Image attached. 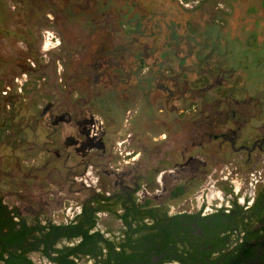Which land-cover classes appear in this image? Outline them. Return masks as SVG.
I'll list each match as a JSON object with an SVG mask.
<instances>
[{"label":"rangeland","instance_id":"obj_1","mask_svg":"<svg viewBox=\"0 0 264 264\" xmlns=\"http://www.w3.org/2000/svg\"><path fill=\"white\" fill-rule=\"evenodd\" d=\"M44 44L54 47L46 57ZM32 57L49 65L43 72L27 76L29 85L21 93L20 116L33 121L30 116L50 111L56 117L49 126L46 120L41 121L39 142L57 128L55 140L67 148L70 156L63 162L72 173L64 171L60 185L52 183L57 181L53 175L52 180L39 177L28 188L2 184L6 205H19L22 212L41 206L29 203L31 193L53 191L58 198L82 201L91 191L72 179L90 164L98 167L103 186L109 184L110 177H104L108 161L123 173L143 177L170 158L176 148L168 140H155L158 134L167 125L177 127L185 122V116H197L206 98L227 97L233 103L248 94L255 100L247 127L256 129L264 122V0H0V93L12 87L17 90L16 78L24 74L23 66L30 64ZM114 63L117 68H112ZM182 70L181 82L173 81ZM164 83L172 89V96L167 97L159 88ZM206 85L214 86L208 89ZM181 92L185 94L179 98ZM11 100L0 101L3 112L9 109ZM93 115L105 122L99 139L89 137ZM121 131L136 135L135 148L137 140L144 139L145 143L143 159L124 167L112 155ZM13 134L11 127L0 129L2 155L11 153L5 142ZM83 136L82 143L79 139ZM14 138L19 140L18 136ZM40 155L39 165L45 160L44 153ZM30 159L22 164L30 166L26 164ZM164 166L158 169L172 168ZM172 170L171 177L163 181V189L168 192L203 175L194 161ZM109 174L116 179L114 173ZM125 183L131 185L128 178ZM191 184L188 196L206 187L207 181L203 178L196 187L197 182ZM152 187L153 192L161 189L156 184ZM215 189H220L219 184ZM48 198L53 201L51 195ZM182 202L178 200V204ZM42 213L43 221L49 213ZM53 215L59 221L56 211ZM32 258L36 264H44L38 255Z\"/></svg>","mask_w":264,"mask_h":264},{"label":"flooded vegetation","instance_id":"obj_2","mask_svg":"<svg viewBox=\"0 0 264 264\" xmlns=\"http://www.w3.org/2000/svg\"><path fill=\"white\" fill-rule=\"evenodd\" d=\"M177 76L178 74L172 80L179 82ZM213 86L206 85L204 88L210 89ZM159 88L163 89L167 97L173 95L172 89L166 83L159 85ZM201 92L205 94L206 90L202 89ZM184 94L181 92L179 98L183 97ZM254 100V97L248 94L242 100H236L233 103L227 97L223 99L213 98L210 101L206 98L201 103L203 109L197 112V116L193 118L185 116L187 117L186 121L183 123L177 121L179 122L177 127L165 126L163 133H159V138L157 137L155 140L169 141L176 148L172 151L170 158L164 159L162 164L154 170L146 171L143 177L131 176L127 172L123 173V170L121 171L118 167L113 168L108 161V169L107 171L104 170V177L106 179L110 177L107 186H103L104 181H100L101 173H99L98 167L93 164L97 172V182L95 184L85 186L76 180L78 175L73 177V182H77L91 191L82 201L73 198H58L53 191H50L45 192V194L44 192L30 194L29 203H39L41 206L38 210L29 207L23 210L25 212H22L19 205L8 207L3 198L4 203L9 209H16V213L20 216L29 219L40 216L39 219L42 223L50 219L55 224H65L70 223L81 214L83 207L93 196L109 199V202L114 204L112 210L97 212L96 226L93 230L103 233L105 238L111 241H119L124 238L125 231L134 227L136 223L141 226L146 224L147 227H151L155 223H161V226L170 233L166 242L175 240L180 246L183 245V247L189 249L194 248L197 252L198 264H223L230 254L237 253L238 247H246L255 240L259 242L262 240L261 238L256 239V236L251 235L249 232L251 224H253V229L264 227V214L259 220H254L250 214V208L256 200L257 192L251 204L248 203L249 199H244L242 202L239 200L247 192L246 184L249 181L250 174L259 169L264 160V122L256 129L247 127L253 116L250 108ZM233 106H236V108H233ZM132 134V142H134L136 135ZM136 148L139 152L136 160L138 162L143 159L141 149L145 148L144 139L136 141ZM159 154L157 153V155ZM101 157V159L104 158L102 155ZM176 159H179L181 163L177 162ZM192 161H194L197 169L200 168L203 171V175L198 179L192 180V178L184 181L180 184L182 189L187 193L191 189V183H199L203 178L207 181L205 189L215 188V185L219 184V190L222 192L220 206H212L208 211L204 209L192 210L187 205L178 206V200L188 198V194L183 196L180 194L179 197L174 196L172 191L177 185L170 192L163 189L164 178L171 177V174L174 173L173 168H185L191 165ZM163 165L172 168L159 170L158 168ZM109 173H114L116 179H113ZM48 174L47 179L52 180L51 172ZM60 174L62 175V173H59L57 181H52V183L62 184L63 177ZM120 174L122 176H119ZM119 177H122V180H118ZM238 177H241V179H238ZM127 178L131 181V185H126L125 180ZM139 178H142L144 182L139 181ZM235 183L241 184L240 190H235ZM154 184L157 187L160 186L161 189L153 192L151 189ZM106 187H108V190L104 189ZM49 195L53 197V201L48 198ZM146 202H149V204L144 206ZM131 208L138 209V214L135 216L138 221L130 217L129 221L126 222L123 216ZM146 209L153 211L152 218L142 219ZM44 210L49 214L42 221L41 215ZM55 211L58 214L57 218H60L59 221L54 218L56 215L51 216ZM15 220H18V218H15ZM129 222L130 226L128 225ZM157 228H160V226H157ZM160 230L164 232L162 229ZM144 234L143 230L137 239L142 245L146 242L141 237ZM162 239L164 240L165 237L163 236ZM75 242L77 241H63L62 244L73 245ZM157 246H161V244L158 242ZM169 246H171L170 243ZM138 251L144 253V249ZM156 251L154 248L150 250L151 263L153 264L161 263V260L169 253V248L159 255L156 254ZM33 255H38L44 264H52L48 259L42 257L39 252L30 255L32 260ZM244 256L242 255V257ZM248 258L249 256H246L244 261ZM96 259L86 256L82 260L76 261L79 264H93ZM187 262L186 264H190L191 258H188ZM139 263L143 264L144 262L140 261ZM243 263L249 264L247 261ZM164 264L182 263L180 260L172 259L169 262H164ZM252 264H264V251L257 252L256 259Z\"/></svg>","mask_w":264,"mask_h":264},{"label":"trees","instance_id":"obj_3","mask_svg":"<svg viewBox=\"0 0 264 264\" xmlns=\"http://www.w3.org/2000/svg\"><path fill=\"white\" fill-rule=\"evenodd\" d=\"M181 1L182 3H190L196 0ZM32 58L34 60L29 59L30 64H24L22 73L31 76L36 71L43 72L49 65L48 63L38 62L36 57ZM31 61L36 65L32 66ZM98 62H100L99 65L103 64L101 61ZM142 62L143 59L140 58V68H142ZM108 67L110 65H107ZM115 67L117 68L116 63L112 64V68ZM183 74V70L178 73L177 80L179 82ZM32 84L35 85V83ZM28 85L24 87V91H27ZM6 90L5 95H2V92L0 93V101L12 100L8 103L10 104L9 109L4 112L5 108L0 103V129L7 126L11 127L14 134L12 138L7 139L6 145L3 144L11 149V153L9 155L0 153V264H35L30 258V255L34 252H39L42 257L48 259L52 264H79L77 261L86 256L97 258L93 264H140V261H143V264H153L150 258L152 256L150 250L153 248L157 250L156 254L158 255L169 248V253L165 255L159 264H164V262H169L172 259L180 260L182 264H186L188 258H191L190 264H198L197 252L194 248L189 249L183 247V245L180 246L175 240L166 242L170 233L161 226V223H155L151 227L136 223L134 227L125 231L124 238L119 241H111L105 238L103 233L93 231L96 226L97 212L112 210L114 204L110 203L109 199L93 196L85 204L81 214L70 223L65 224H55L50 219L42 223L39 219L40 216L29 219L18 215L16 209H9L4 203L2 184L21 189L23 186L29 187L31 182L36 183L35 181L39 177H45L46 179L49 172L56 177V180L59 173L67 171L70 174L72 172L70 168L64 166L63 162L66 157L70 156L67 148L55 140L58 134L57 128H52L51 125L52 129L47 134L46 140L39 142L37 129L42 124L41 121L46 120L49 126L55 123L56 117L54 115L52 117L50 111H43L39 116L40 118L30 116L33 121H30L31 119L22 120L20 116L21 93H18L13 87ZM17 101L20 104L18 107ZM16 136L19 137V140L14 138ZM85 138L83 136L79 141L83 143ZM41 152L44 153L45 160L40 165L25 166L22 164L24 159L35 158ZM8 161L10 162L8 163ZM58 163L61 166H58ZM172 194L179 197L180 194L183 196L188 193L182 189V185H178L174 188ZM148 204L149 202H146L144 206ZM137 214L138 209L131 208V210L126 211L123 219L127 222L132 217L135 221H138V218L135 217ZM152 214V210L146 209L142 219L152 218ZM250 214L254 220H259L264 214V185L258 188L256 200L250 208ZM15 218H18V220H15ZM128 225L130 226V222ZM157 226H160V228H157ZM252 226L253 224L250 225L249 232L251 235L256 236V239L261 238V242L255 240L246 247H238L237 253L230 254L223 264H245L243 263L245 261L252 264L256 259L257 252L264 251V227L253 229ZM160 229L164 232H161ZM143 230L145 234L141 237L146 242L142 245L137 239ZM163 236L165 237L164 240L162 239ZM73 240L77 241L73 245L62 244L63 241ZM158 242L161 246H157ZM169 243L171 246H169ZM140 249H144L143 254L138 251ZM242 255L245 256L242 257ZM246 256H249V258L244 261Z\"/></svg>","mask_w":264,"mask_h":264},{"label":"built area","instance_id":"obj_4","mask_svg":"<svg viewBox=\"0 0 264 264\" xmlns=\"http://www.w3.org/2000/svg\"><path fill=\"white\" fill-rule=\"evenodd\" d=\"M50 42V41H49ZM48 42V43H49ZM47 44V43H46ZM54 48L50 45V47H46L44 44L42 47V52H44V57H46V53ZM33 62H31L32 64ZM27 73L22 74L20 77L16 78L17 81V92L22 93L24 91V87L29 83ZM7 90L2 91V95H5ZM130 116V112L124 121V127H127L128 117ZM105 128V122L103 118L99 115L92 116V122L88 126L89 137L93 139H99L101 134ZM132 132L121 131L114 141L113 144V152L112 155L117 160V163L124 166L134 163L138 156L139 152L133 145L132 142ZM42 158V155H39L36 158L30 159L26 162V164L30 166L38 165V161ZM97 172L95 171L92 164L88 165L84 171L76 177V180L79 183H83L85 186H90V184H95L97 182ZM160 180V179H159ZM264 185V160L259 169H256L250 174L249 181L246 184V194L242 195L239 200L242 202L244 199H249L248 203L251 204L255 194L257 192L258 187ZM241 188L240 183H235V190L238 191ZM247 197V198H246ZM222 201V192L215 188L210 189H201L197 191L195 194L189 196L188 198H184L183 202L178 206L187 205L192 210H200L204 209L206 211L210 210L212 206H220ZM68 211L70 209H67Z\"/></svg>","mask_w":264,"mask_h":264}]
</instances>
